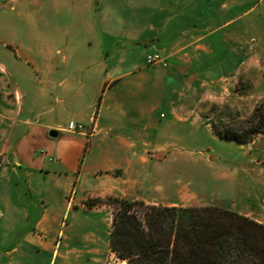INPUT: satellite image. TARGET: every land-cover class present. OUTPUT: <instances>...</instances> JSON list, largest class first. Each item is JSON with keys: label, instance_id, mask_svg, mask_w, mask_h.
Instances as JSON below:
<instances>
[{"label": "crops", "instance_id": "0c3cea01", "mask_svg": "<svg viewBox=\"0 0 264 264\" xmlns=\"http://www.w3.org/2000/svg\"><path fill=\"white\" fill-rule=\"evenodd\" d=\"M82 1L28 0L30 21L18 36L28 34L30 46L19 37L16 50L0 51V264H103L112 253L110 209L89 208L88 198L180 205V195L192 190L178 185L187 152L176 141L186 138V126L194 135L210 124L198 109L205 86L221 91L230 75L264 60L255 51L263 31L242 42L233 30L221 35L216 24L219 12L246 0H103L100 20L85 24L74 19ZM247 1V10L264 3ZM41 3L40 20L33 12ZM120 9L124 21L116 17ZM81 25L95 47L79 56L66 43L73 33L70 44L82 42L81 30L71 34ZM121 26L128 40L122 48L114 39ZM153 52L167 65L147 64ZM130 75L160 85V99L108 95ZM69 121L85 130L69 131ZM51 130L60 134L51 137ZM145 183L155 184L156 197L143 192Z\"/></svg>", "mask_w": 264, "mask_h": 264}, {"label": "rangeland", "instance_id": "374dc122", "mask_svg": "<svg viewBox=\"0 0 264 264\" xmlns=\"http://www.w3.org/2000/svg\"><path fill=\"white\" fill-rule=\"evenodd\" d=\"M27 1L19 0L14 3L12 0H0V51L16 50L18 44L20 45L16 41H19L20 38H23L21 46L24 48L30 46L27 43L29 41L28 34L18 36L21 26L30 21V4L28 5ZM90 1L92 3H89L88 0L82 1L83 13L77 14L75 20L82 21L84 24L86 21L97 23L100 20L101 10L105 6L103 0ZM245 2L244 5L231 10L229 13L224 11L218 13L216 24H221L219 30L221 35H226V32L233 30L237 32L242 42H247L251 40L252 35H257L259 31L264 32V3L256 5L254 9L247 10L250 2L247 0ZM12 4H14V9L11 6ZM22 7L24 11H20ZM121 10L117 11L116 17H122L124 21L125 16ZM42 11L41 3L36 7L33 14L36 13L37 19L41 20L43 19ZM226 20L229 21L223 23ZM117 22L119 27V20ZM81 26L83 27V25ZM74 30L83 32V34L77 36L83 38L82 42L70 44L71 40L74 41L73 33L70 39L67 40L66 50L69 53L77 52L79 56L92 51L95 44L89 43L90 39H87L86 34L90 28L85 26L72 29L71 34ZM116 30L115 42L118 43L117 46L123 47L128 41L124 35L126 28L121 26L120 29L116 28ZM23 31L25 32V30ZM38 31L41 34L42 29H38ZM98 34H100L99 30ZM36 41L41 42V35ZM240 46L242 47V45ZM225 47H230V44L227 43ZM255 49V51L260 52V55L263 54L264 56L263 43H257ZM243 50L245 48H240L238 53L243 55ZM20 61L22 62V60ZM234 63L235 60H230L231 66ZM260 63L259 67L256 64L254 69L249 71L244 69L238 74L230 75L227 78V85L221 88V91L217 87L216 89L209 85L205 86L204 94L206 95L201 97L198 109L209 118L208 122L210 124L206 126L203 123L198 129V133L194 135H191L193 130L187 129L186 126V138L180 137V140L176 141V146L186 148L187 152L186 161L179 166L178 185L180 188L182 185H186L188 189L192 190L191 193L189 192L190 194L180 195L181 203L178 206H219L242 215H245L243 213H249L245 216L252 217L251 219L256 218L255 221L264 224V134H257L254 140L248 144L240 143L220 136L212 125V121H216L217 124L220 122L241 123L252 114L255 105L264 99V60H261ZM23 67L24 69L29 68L26 65ZM119 91L125 95L124 97L128 102L138 100L157 102L161 95L160 85H150L148 82L141 83L135 75L126 76L116 81L108 95ZM160 112L167 113L165 109ZM142 190L150 198L156 197L154 183H145ZM196 195L198 198L195 197ZM110 197L130 200L122 196L109 194L88 198L84 203L86 205L87 201L91 199H101L102 202L100 203L86 206L90 208L102 204L107 205L110 209L112 224V216L116 205L111 202ZM143 202L152 205V203ZM106 259L103 264H120L123 262L117 259L113 253H110Z\"/></svg>", "mask_w": 264, "mask_h": 264}, {"label": "trees", "instance_id": "16d2710c", "mask_svg": "<svg viewBox=\"0 0 264 264\" xmlns=\"http://www.w3.org/2000/svg\"><path fill=\"white\" fill-rule=\"evenodd\" d=\"M222 137L240 143L264 134V99L241 123L212 121ZM116 205L110 251L127 264H264V224L214 205H149L110 197ZM102 202L95 198L87 206Z\"/></svg>", "mask_w": 264, "mask_h": 264}, {"label": "built area", "instance_id": "2783aa9c", "mask_svg": "<svg viewBox=\"0 0 264 264\" xmlns=\"http://www.w3.org/2000/svg\"><path fill=\"white\" fill-rule=\"evenodd\" d=\"M146 63L149 65H153V64H160L162 66L167 65V61L158 52H153V53L147 54ZM67 129L69 131H72V132H82V131H84V126L81 123H75L74 121H69L67 124ZM59 235H61V232H59ZM106 262H107V259H106Z\"/></svg>", "mask_w": 264, "mask_h": 264}, {"label": "water", "instance_id": "95a60500", "mask_svg": "<svg viewBox=\"0 0 264 264\" xmlns=\"http://www.w3.org/2000/svg\"><path fill=\"white\" fill-rule=\"evenodd\" d=\"M60 133L57 131V130H51V131H49V135L51 136V137H56V136H58Z\"/></svg>", "mask_w": 264, "mask_h": 264}, {"label": "bare ground", "instance_id": "6f19581e", "mask_svg": "<svg viewBox=\"0 0 264 264\" xmlns=\"http://www.w3.org/2000/svg\"><path fill=\"white\" fill-rule=\"evenodd\" d=\"M123 264H127L126 262H123Z\"/></svg>", "mask_w": 264, "mask_h": 264}]
</instances>
